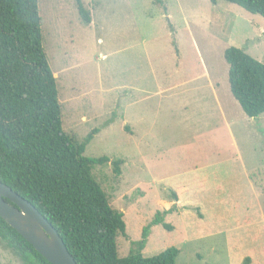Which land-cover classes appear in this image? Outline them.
<instances>
[{
  "label": "rangeland",
  "instance_id": "374dc122",
  "mask_svg": "<svg viewBox=\"0 0 264 264\" xmlns=\"http://www.w3.org/2000/svg\"><path fill=\"white\" fill-rule=\"evenodd\" d=\"M38 0L62 128L123 213L119 257L157 212L141 254L175 264H264V113L232 97L229 46L264 63V18L209 0ZM120 159L119 174L113 161ZM177 194V199L173 197ZM0 264H23L0 243Z\"/></svg>",
  "mask_w": 264,
  "mask_h": 264
},
{
  "label": "trees",
  "instance_id": "16d2710c",
  "mask_svg": "<svg viewBox=\"0 0 264 264\" xmlns=\"http://www.w3.org/2000/svg\"><path fill=\"white\" fill-rule=\"evenodd\" d=\"M160 2V0H155ZM236 4L264 18V0H209ZM83 23L88 12L77 0ZM38 0H0V181L32 203L55 227L77 264H175L180 249L169 246L141 254L152 225L163 223L157 212L119 257L116 237L125 235L123 213L109 204L90 173L108 157H88L85 147L98 129L80 142L62 128L56 79L43 47ZM232 97L248 117L264 113V63L243 49L227 47ZM120 159L113 161L119 174ZM177 199V194L173 193ZM167 229L171 227L165 223ZM0 243L23 264H51L0 217ZM245 257L241 264H249Z\"/></svg>",
  "mask_w": 264,
  "mask_h": 264
},
{
  "label": "water",
  "instance_id": "95a60500",
  "mask_svg": "<svg viewBox=\"0 0 264 264\" xmlns=\"http://www.w3.org/2000/svg\"><path fill=\"white\" fill-rule=\"evenodd\" d=\"M0 217L51 264H77L55 227L25 198L0 181Z\"/></svg>",
  "mask_w": 264,
  "mask_h": 264
}]
</instances>
